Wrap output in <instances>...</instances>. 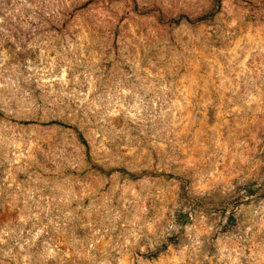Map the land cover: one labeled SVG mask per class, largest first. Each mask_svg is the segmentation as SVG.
<instances>
[{
  "label": "rangeland",
  "instance_id": "obj_1",
  "mask_svg": "<svg viewBox=\"0 0 264 264\" xmlns=\"http://www.w3.org/2000/svg\"><path fill=\"white\" fill-rule=\"evenodd\" d=\"M0 264H264V0H0Z\"/></svg>",
  "mask_w": 264,
  "mask_h": 264
},
{
  "label": "trees",
  "instance_id": "obj_2",
  "mask_svg": "<svg viewBox=\"0 0 264 264\" xmlns=\"http://www.w3.org/2000/svg\"><path fill=\"white\" fill-rule=\"evenodd\" d=\"M181 222H184V221H181ZM181 222H180V223H181Z\"/></svg>",
  "mask_w": 264,
  "mask_h": 264
}]
</instances>
